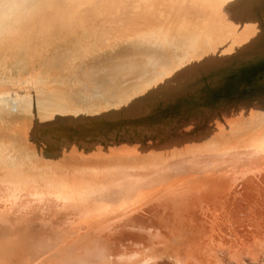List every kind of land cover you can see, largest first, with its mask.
<instances>
[{
	"label": "rangeland",
	"instance_id": "rangeland-1",
	"mask_svg": "<svg viewBox=\"0 0 264 264\" xmlns=\"http://www.w3.org/2000/svg\"><path fill=\"white\" fill-rule=\"evenodd\" d=\"M96 1L66 3L69 14H78ZM108 1L82 10L87 22L82 13L60 28L56 15L48 20L59 37L90 46L102 33L96 49L102 50L85 62L109 53L103 45L125 32L126 45L98 71L64 56L55 63L64 66L61 75L41 70L37 80L40 56L4 64L0 76L14 85L0 97V264H264L259 0H232L235 19L210 6L212 0H152L147 10L149 0ZM131 3L149 10L152 22L138 8L128 19ZM205 25L213 31L189 38ZM195 47L212 58L191 59ZM206 64L210 70L189 75ZM136 96L143 105L125 108L138 105Z\"/></svg>",
	"mask_w": 264,
	"mask_h": 264
},
{
	"label": "bare ground",
	"instance_id": "bare-ground-1",
	"mask_svg": "<svg viewBox=\"0 0 264 264\" xmlns=\"http://www.w3.org/2000/svg\"><path fill=\"white\" fill-rule=\"evenodd\" d=\"M66 1H68V0H0V75L1 74H3V70H4V64L6 63V62H8L9 60L10 61H15L17 58L18 59H21L22 57H24V58H30L31 59V61L33 62V58H35V59H37V57L38 56H40L41 57V59H39L40 61H39V64H38V61H35V63L36 64H38V66H35V67H37V68H35V70H34V74H32V70H31V74H32V76L34 77V78H36L37 80L38 79H40L41 80V76H40V71L41 70H47V71H49V70H55L54 71V73L55 72H58V71H60V69L61 68H64V66L62 65V64H55V63H58L57 61L58 60H61L64 56H68V59L70 60V61H74V60H76V62H73L74 63V66H76V64H78V65H80V64H82L83 62H85V58L87 57V56H89V55H91V53H94V52H98V51H101L102 49H100V50H96L97 48H98V46L100 45L99 43H97V41H98V39L99 38H101V37H103L102 36V33H100L99 35H96V36H94L92 39H91V46H90V44L89 43H82V42H80V41H78L80 38H78V40H75L74 39V37L72 38H70V39H67V37L66 38H64L63 36H62V34H61V36L62 37H59V34L57 33V32H55V31H53L52 29H54V27H52V23H50L48 20L49 19H51L50 17H52V15L54 16V15H56V19L57 18H59V20H61L60 21V26L58 27V28H60L61 27V24H63V22H65V19L67 20V21H69V19H70V17H72V16H75V14H77V12L75 11V12H73L72 14H69V5L66 3ZM102 1V0H101ZM101 1H99V0H97L96 2H95V4H94V6H92L90 9H88V10H97V9H100L99 8V6L102 4V2ZM104 1H106V0H104ZM119 1V0H118ZM122 1H124V0H122ZM183 0H181V2H182ZM187 1V0H186ZM196 1V0H195ZM202 1V0H201ZM211 1V0H210ZM101 4H100V3ZM108 2H110V0L108 1ZM116 2V1H115ZM151 2H152V0H149V3H143V7L144 8H146V10L148 9V7L151 5ZM180 2V3H181ZM189 2H192L191 0L189 1ZM200 0H198V4L200 5ZM120 3V2H119ZM130 3V2H129ZM179 3V4H180ZM181 4H184V3H181ZM203 4V3H202ZM208 4V3H207ZM106 5H107V3H106ZM120 5V4H119ZM137 6L139 5L138 3L136 4ZM136 5H135V3H131V6H128V7H126V12L129 14V17H128V19H130L131 18V16L132 15H134V12L135 11H137V8L140 10L141 9V7H142V4H141V7L139 8V7H137L136 8ZM145 5V6H144ZM149 5V6H148ZM190 5V3H188L187 4V6H189ZM203 5H206V3L205 4H203ZM210 6L211 5H214V7H215V9L218 11V10H222V11H227V12H229V13H231V14H233V15H235L234 16V19H235V17H237L236 15L238 14V12H235L233 9H232V5H233V2H232V0H212L211 2H210V4H209ZM112 6V5H111ZM148 6V7H147ZM181 6V5H180ZM185 6V5H184ZM186 6V7H187ZM207 6V5H206ZM115 7V6H114ZM161 7H164V6H161ZM167 7V6H166ZM201 7H202V5H201ZM258 9H261L262 10V12H263V15H264V0H259V5L258 6H256ZM104 8H105V6H104ZM179 8V9H178ZM180 8L181 7H177V9L175 10V11H177L178 10V12H180ZM187 8H189V7H187ZM143 9V8H142ZM168 9H169V7H168ZM183 9H184V7H183ZM82 10H84V13H87L86 12V10H87V8L86 9H79V12H83ZM87 10V11H88ZM144 10V9H143ZM165 10V9H164ZM172 10H173V6H172ZM172 10H170L169 11V13H170V15H172ZM149 11V10H148ZM148 11H141L140 10V13L141 14H139L138 12H135V13H138L137 15L138 16H143L144 18H146V20H147V22H152V20L150 19V16H151V14L148 12ZM88 12H90V11H88ZM151 12V11H150ZM163 12V11H162ZM181 12H182V10H181ZM81 13H78V14H80V16H81ZM76 15L75 17H77V16H79V15ZM89 14V13H88ZM176 15H177V13H175ZM174 13H173V15H175ZM179 14V13H178ZM250 14L252 15V14H254V12L253 11H250ZM82 15H83V13H82ZM85 16H86V14H84ZM83 15V16H84ZM91 15V14H90ZM174 16V17H176L177 18V16ZM242 15H243V17H244V14L242 13ZM58 16V17H57ZM81 17L82 19H85V16L84 17ZM182 16V13H181V15H180V17ZM124 17V16H123ZM137 16H135V18H136ZM179 17V16H178ZM55 18V17H54ZM53 18V19H54ZM126 18V17H125ZM133 18V21H134V17H132ZM138 18V17H137ZM141 18V17H140ZM53 19H51V20H53ZM75 19V18H74ZM81 19V20H82ZM101 19V18H100ZM116 19H118V18H116ZM127 19V20H128ZM143 19V18H142ZM47 20V21H46ZM55 20V19H54ZM58 20V19H57ZM102 20V19H101ZM132 20V19H131ZM130 20V21H131ZM139 21H141V19H138ZM137 20V21H138ZM145 20V19H144ZM146 20L145 21H143L144 23L146 22ZM251 19H249V20H247V23H249V24H252L251 23V21H250ZM84 21H86L87 22V20L85 19ZM83 20L80 22V23H82V22H84ZM99 21L100 20H97V21H92L94 24H96L97 26H98V24H99ZM125 21V20H124ZM136 21V20H135ZM135 21L133 22V23H131L130 24V26L131 25H133L134 23H135ZM52 22V21H51ZM73 22V21H72ZM90 22V21H89ZM91 22V23H92ZM101 22V21H100ZM129 22V21H128ZM146 22V23H147ZM181 22V21H180ZM54 23V22H53ZM67 23V22H66ZM69 23H70V21H69ZM79 23V24H80ZM85 23V22H84ZM84 23H83V25H84ZM111 23V22H110ZM125 23H127V22H125ZM90 24V23H89ZM94 24H91V25H94ZM139 24V23H138ZM137 24V25H138ZM143 24V23H142ZM59 25V24H58ZM66 25H68V23L66 24ZM65 25V27H63L64 29L63 30H61V32L63 33V34H65L66 36H68L67 35V32H68V30H69V27L70 26H66ZM81 26H82V24H80ZM87 25V27H88V23L86 24ZM90 25V26H91ZM143 25H145V24H143ZM185 25V27L187 28V25H188V23L187 24H184ZM72 26V25H71ZM85 26V25H84ZM84 26H82V27H84ZM86 27V26H85ZM35 30H33V29ZM77 28V27H76ZM80 29H81V27H79ZM211 28L212 27H210V26H207V25H205V29H204V31L203 32H195V33H191L190 32V35H188L189 36V38H193V40H196V39H199L198 37H200L199 35H204L205 33L207 34L209 31H213V30H211ZM88 29V28H87ZM74 30H75V28H74ZM82 30V29H81ZM80 30V31H81ZM184 30V29H183ZM78 31V30H77ZM80 31H78V32H80ZM83 31V30H82ZM150 31V30H149ZM185 31V30H184ZM36 32H40V33H36ZM73 32V31H72ZM84 32V31H83ZM88 32H91V31H88ZM87 31H86V33H88ZM111 32V31H110ZM139 33V31H136L135 33ZM141 32V31H140ZM143 32H145V31H143ZM147 32V31H146ZM42 33H45L46 35H47V39H45V42L43 43V42H41V39H40V35L42 34ZM57 33V34H56ZM69 35H70V30H69ZM125 33V32H124ZM124 33H121V34H124ZM137 33V34H138ZM184 33V32H183ZM37 34H40V35H37ZM75 34V33H74ZM83 34H85V33H83ZM121 34H117V33H114V35L111 37L112 39H111V41H108V42H106L103 46H105V47H108L109 46V53H107V54H103V55H95V56H92V57H90V58H88V60L85 62L86 63V65H84V66H90V65H93V64H95L94 66L97 68V71H98V69H99V63L102 61V60H105L106 58H110V57H113V56H115V55H117L118 53H119V51L122 49V47H124L125 45H126V43H127V41H126V38L123 36V35H121ZM130 34H133L134 36H135V34H134V32L133 33H129L128 35H129V37H130ZM139 34H141V33H139ZM44 35V34H43ZM43 35H42V37H43ZM45 35V36H46ZM58 35V36H57ZM81 35V34H80ZM125 35V34H124ZM127 35V34H126ZM181 35H183V34H181ZM192 35V36H191ZM44 36V37H45ZM81 37V36H80ZM85 37H86V35H85ZM143 37H144V39L143 40H148V37H146L145 38V36L143 35ZM180 37V36H179ZM43 39V38H42ZM142 40V41H143ZM187 40H188V38H187ZM90 41V40H89ZM148 42V41H147ZM188 42V41H187ZM42 43V44H41ZM86 44H89V45H87V46H85ZM143 44H145V43H143ZM148 44V43H147ZM108 45V46H107ZM146 45V44H145ZM144 45V46H145ZM150 45V44H149ZM153 44H151V46H152ZM187 45H188V43H187ZM101 46V45H100ZM133 46H135V45H133ZM143 46V47H144ZM148 46V45H147ZM102 47V46H101ZM143 47L142 48H139L140 50H138V51H141V49H143ZM190 47V50L189 51H191V46H189ZM100 48V47H99ZM104 48V47H103ZM135 48V47H134ZM146 48V47H145ZM144 48V49H145ZM185 48V47H184ZM136 49V48H135ZM143 49V50H144ZM96 50V51H95ZM146 50V49H145ZM197 50H199V48H197V47H195V52H196V54L194 53V55H192V57H191V59L193 58V56L195 57V55H196V57L198 58V57H201L200 56V54H201V52L202 51H197ZM129 51V50H128ZM137 51V52H138ZM126 52V51H125ZM131 52H133V50L131 51ZM135 52V51H134ZM149 52V51H148ZM245 52V50L243 51V53ZM121 53V52H120ZM129 53H130V51L128 52V54L127 53H125V54H127V56L129 55ZM220 52H218V54H219ZM124 54V55H125ZM137 54V53H136ZM204 54H205V52H204ZM122 55H123V53H122ZM123 55V56H124ZM131 55H132V53H131ZM131 55H129V56H131ZM31 56H32V58H31ZM138 56V55H137ZM137 56H135V58L137 57ZM154 56H156V55H154ZM120 57L122 58V56L120 55ZM132 57H133V55H132ZM39 58V57H38ZM138 59H140L139 57H137ZM210 58H212V55H205V56H203V57H201L200 59H202V61L204 60H207V59H210ZM124 59V58H123ZM126 59H128V58H126V55H125V61H126ZM217 58H215V60H216ZM221 59V58H220ZM24 60H26V59H24ZM147 60L149 61V58H147ZM108 61H109V59H108ZM117 61H118V59H117ZM123 61V60H122ZM130 61H131V59H130ZM140 62H141V60H139ZM148 61H146V63H145V65L147 64V62ZM173 61V60H172ZM189 61V60H188ZM187 61V62H188ZM192 61V60H191ZM126 62H128V61H126ZM139 62V63H140ZM142 62H143V60H142ZM141 62V63H142ZM158 61H156V63H157ZM160 62V61H159ZM158 62V63H159ZM185 62H186V60H185ZM80 63V64H79ZM138 63V64H139ZM140 63V64H141ZM181 63V62H180ZM189 63V62H188ZM188 63H186V64H188ZM196 63V62H195ZM208 63V62H207ZM21 64V63H20ZM24 64V63H23ZM30 64V63H29ZM155 64V63H154ZM197 64V63H196ZM200 64V63H199ZM205 64V63H204ZM68 65V64H67ZM184 65V64H183ZM18 66V65H17ZM21 66H22V64H21ZM142 66H143V63H142ZM170 66H172V64L170 65ZM66 67V66H65ZM69 67V66H68ZM151 67V66H150ZM190 67H192V68H190V70L189 71H191V70H193V66H190ZM28 68H26V69H28ZM139 68V67H138ZM145 69H142V70H146V71H149V69H146V67H144ZM171 68V67H170ZM23 69V68H22ZM210 70V67H209V65H198L197 66V70L195 71V72H192V73H189V75H196L197 74V72L198 71H203V70ZM21 70V69H20ZM24 70V69H23ZM9 72H12V71H10L9 70ZM160 73H161V70L159 71ZM163 72H165V70L163 71ZM167 72V71H166ZM204 72H206V71H204ZM144 73H145V71H144ZM147 73V72H146ZM169 73V72H168ZM172 73H173V71H172ZM199 73H201V72H199ZM198 73V74H199ZM58 74H60L59 72H58ZM57 74V75H58ZM63 74V73H62ZM159 74V73H158ZM170 74V73H169ZM202 74V73H201ZM207 74V73H206ZM11 75V74H10ZM53 75V74H52ZM61 75V74H60ZM95 75H97L96 73H95ZM54 76V75H53ZM139 76H142V74L140 75V74H138V78H139ZM144 76V75H143ZM155 76V75H154ZM157 76V75H156ZM162 76V75H161ZM174 76V75H173ZM136 77V79H138ZM168 77V76H167ZM181 77V76H180ZM192 77V76H191ZM10 78V77H9ZM12 78V77H11ZM141 78V77H140ZM158 78V77H157ZM182 78V77H181ZM13 79H15V78H13ZM156 79V78H155ZM160 79V78H159ZM198 79V78H197ZM9 80H11V79H9ZM178 80V79H177ZM176 80V81H177ZM6 81V80H5ZM5 81H3L2 80V77L0 76V97H3V96H5V95H7V93L9 92V89H12L13 87L12 86H9V84L10 85H14L13 84V82H10V83H8V82H5ZM145 81H147V80H145ZM18 82V81H17ZM20 82V81H19ZM23 81H21L20 83H22ZM148 82V81H147ZM165 82V81H164ZM173 82H174V80H173ZM185 82V81H184ZM184 82H181V83H184ZM16 83V82H15ZM154 83V82H153ZM17 84H19V83H17ZM136 85L138 84V83H135ZM147 84V83H146ZM179 84V83H178ZM52 85V84H51ZM54 85V84H53ZM154 85V84H153ZM159 85V84H158ZM176 85V84H175ZM148 86H150V85H148ZM49 87V84L47 85V88ZM50 87H52L53 88V86H50ZM144 87V86H143ZM157 87H160V86H157ZM40 88H43L41 85L39 86V89ZM141 88V87H140ZM147 88V87H146ZM15 89V88H14ZM13 89V90H14ZM128 89V88H127ZM145 89V88H144ZM156 89V88H155ZM16 90V89H15ZM15 90L13 91V92H15ZM18 90H19V88H18ZM30 90V89H29ZM63 89H61V92H63L62 91ZM11 91V90H10ZM13 92H12V94H13ZM18 92V91H17ZM29 92V91H28ZM31 92H33V91H31ZM33 95H34V92H33ZM161 95H163V94H161ZM166 95H171V92H168ZM165 95V96H166ZM29 96V95H28ZM28 96H26V97H28ZM137 97V100L139 101L137 104V106L135 105V106H131L132 104L131 103H126L125 104V108H127V109H129V110H131V109H136L137 107H139L140 105H143V103H144V98H141V96H136ZM150 97V96H149ZM161 97V96H160ZM163 98H165L164 96H162ZM162 97H161V99H162ZM168 96H166V98H167ZM58 98H59V101H62L63 102V105H65V102H64V100H63V98L60 96V94H59V96H58ZM150 100H151V98H150ZM152 100H155V99H152ZM158 100V99H157ZM148 101H149V99H148ZM148 103V102H147ZM91 114H93V113H91ZM86 115H90V114H86ZM25 121H26V119H25ZM37 121V120H36ZM26 123H28V122H26ZM31 123V122H30ZM24 124V123H23ZM22 125V124H21ZM28 125V124H27ZM61 125V124H60ZM17 126V125H16ZM23 126V125H22ZM21 126V127H22ZM13 128V127H12ZM37 128V127H36ZM11 129V128H10ZM27 129H29V127L27 128ZM61 129V128H60ZM21 130V129H20ZM15 131V130H14ZM24 131V132H23ZM28 131V130H27ZM27 131H25V130H23V128H22V132H23V134H24V138H26L25 137V135H27ZM15 132H17V131H15ZM14 132V133H15ZM19 132V131H18ZM0 133H3V131L2 132H0ZM9 133V132H8ZM21 133V132H20ZM9 134H11V133H9ZM8 134V136H10ZM1 135V134H0ZM6 136V135H5ZM18 136V135H17ZM28 136V135H27ZM2 138V137H1ZM18 138V137H17ZM22 138V137H21ZM28 138V137H27ZM8 139H9V137H8ZM10 140H13L12 138L10 139ZM15 140V139H14ZM16 141V140H15ZM62 141V143H63V140H61ZM52 143V142H51ZM49 144H50V142H49ZM16 145H18V144H16ZM56 145H58V144H56ZM60 145V144H59ZM58 145V146H59ZM62 145V144H61ZM48 146V145H47ZM49 147V146H48ZM6 148V147H5ZM61 148V147H60ZM51 149V148H50ZM57 149H58V147H57ZM49 162V161H48ZM48 162H46V165H47V163ZM51 162V161H50ZM49 162V163H50ZM52 163V162H51ZM58 164H60V163H58ZM32 165V164H31ZM41 165V164H40ZM30 166V165H29ZM35 165H33V167H34ZM52 165H49V166H46V167H51ZM56 165L54 164V166H52V169H53V167H55ZM58 166V165H57ZM37 167H40V166H37ZM36 167V168H37ZM32 168V167H31ZM62 168V167H61ZM67 168V167H66ZM50 169V168H49ZM49 169H47V170H49ZM55 169V168H54ZM57 170V169H56ZM60 170V169H59ZM53 171V170H52ZM51 171V172H52ZM58 171V170H57ZM64 171V170H63ZM62 170L61 171H59L60 173L61 172H63ZM65 172H67V171H65ZM64 172V173H65ZM63 173V174H64Z\"/></svg>",
	"mask_w": 264,
	"mask_h": 264
}]
</instances>
